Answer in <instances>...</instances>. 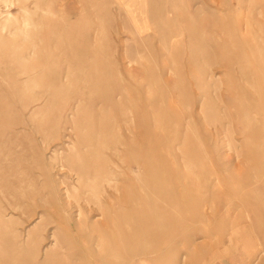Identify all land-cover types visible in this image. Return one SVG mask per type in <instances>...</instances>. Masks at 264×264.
Instances as JSON below:
<instances>
[{
    "label": "rangeland",
    "instance_id": "374dc122",
    "mask_svg": "<svg viewBox=\"0 0 264 264\" xmlns=\"http://www.w3.org/2000/svg\"><path fill=\"white\" fill-rule=\"evenodd\" d=\"M119 1L0 0V264H264V0Z\"/></svg>",
    "mask_w": 264,
    "mask_h": 264
},
{
    "label": "bare ground",
    "instance_id": "6f19581e",
    "mask_svg": "<svg viewBox=\"0 0 264 264\" xmlns=\"http://www.w3.org/2000/svg\"><path fill=\"white\" fill-rule=\"evenodd\" d=\"M120 2V4L124 7V9H125V11L128 13V15H129V18H130V20H131V23H132V25H133V27H134V29L137 31V33L138 34H142L143 32H146L149 28H150V26L148 25V23H147V21L145 20L146 19V17L144 16V13H145V6H144V2L142 1V0H120L119 1ZM11 6V4H7V7L9 8ZM8 10V9H7ZM7 16L9 17L10 16V13H8L7 14ZM15 54H16V52H15ZM18 60V59H17ZM19 63L21 64V66H25V64H24V61L22 60V59H19ZM168 72V71H167ZM263 73V72H262ZM252 77V76H251ZM251 77H250V79L249 80H251ZM247 80H248V78H246ZM151 80V79H150ZM218 80V79H217ZM218 82V81H217ZM248 82V81H247ZM250 82V81H249ZM253 82V81H252ZM252 85V84H251ZM165 86V85H164ZM166 87V86H165ZM27 86H24L23 88H16L17 89V95H20V94H22L23 92H25L26 90H27ZM217 91V90H216ZM169 100H170V97H169ZM203 100V99H202ZM201 100V101H202ZM173 101V100H172ZM171 101V102H172ZM201 101H200V103H201ZM220 101V100H219ZM34 102H36L34 99L32 100V102L31 103H34ZM179 102V101H178ZM169 104H170V101H169ZM175 105V104H174ZM24 106H26V105H24ZM170 106V105H169ZM172 108V107H171ZM218 108V107H217ZM224 109V108H223ZM223 109H221V110H223ZM166 111V110H165ZM165 113V112H164ZM218 113V112H217ZM227 114V113H226ZM190 115V114H189ZM221 115H219V117H220ZM225 116V115H224ZM223 116V117H224ZM222 118V117H221ZM159 119H162V118H159ZM190 119H191V117H190ZM225 119L226 118H224V121H225ZM189 120V119H188ZM223 120V119H222ZM162 121V120H161ZM161 121H160V124H161ZM186 121H187V119H186ZM192 121V120H191ZM191 121H189V123H191V125H192V123H193V121L191 122ZM216 122V121H215ZM166 123V122H165ZM187 123H188V121H187ZM255 123H256V121H255ZM257 123H259V122H257ZM25 124V122H23V121H21V120H19V119H17V121L15 122V126L17 125V127H19V126H23ZM229 124V123H228ZM194 125V124H193ZM259 125H261V124H259ZM189 126V125H188ZM229 126V125H228ZM262 126V125H261ZM209 127V126H208ZM226 127V126H225ZM263 127V126H262ZM188 128V127H187ZM261 128V127H260ZM186 130V129H185ZM189 130V129H188ZM187 130V131H188ZM225 131H226V129H225ZM225 131H224V133H225ZM184 132V131H183ZM226 134V133H225ZM243 134V133H242ZM165 135V134H164ZM162 136H163V134H162ZM198 136V135H197ZM225 136V135H224ZM228 136V135H227ZM65 137V136H64ZM229 137V136H228ZM100 138V137H99ZM99 138H98V141H99ZM183 138H184V133H183ZM182 138V139H183ZM226 138V137H225ZM264 137H262V139H263ZM66 139V138H65ZM166 139V138H165ZM230 140V139H229ZM260 140V139H259ZM165 141V140H164ZM163 141V142H164ZM170 141V140H169ZM228 141V140H227ZM258 141V140H257ZM167 142H168V140H167ZM230 142V141H229ZM228 142V143H229ZM64 143V142H63ZM185 143V142H184ZM239 143V142H238ZM244 143V142H243ZM165 144H167V143H165ZM252 144V143H251ZM251 144H250V146H251ZM198 145H200V144H198ZM228 146L230 147L231 145H229L228 144ZM261 147V146H260ZM260 147H256V149L258 148H260ZM197 149H198V147H197ZM258 149L257 150H254V151H258ZM164 150H166V149H164ZM167 151V150H166ZM165 151V152H166ZM98 152V151H97ZM168 152V151H167ZM261 152H259V154H260ZM54 154V153H53ZM167 155L169 154V156L168 157H170V153H166ZM238 153H237V151H235V155L233 156V160H236L237 159V157H238ZM257 155V154H256ZM255 155V156H256ZM180 156V155H179ZM118 157V156H117ZM171 157H172V155H171ZM181 158V157H180ZM204 158V157H203ZM229 158V157H228ZM205 160V159H204ZM229 160H230V158H229ZM154 161V160H153ZM199 162H200V160H199ZM260 164V163H259ZM258 164V165H259ZM110 165H112L111 166V168L109 167V174H108V176H106V178H105V183L108 185V186H110L113 190H115L116 191V186L114 185V183H116V181H117V171H116V167H117V165L110 159ZM193 165H195V164H193ZM202 166V165H201ZM158 167V166H157ZM200 167V166H199ZM262 168V167H261ZM157 169V168H156ZM176 169V168H175ZM174 169V170H175ZM187 170H188V168H187ZM196 170V169H195ZM193 171H194V169H193ZM175 172H177L176 170H175ZM79 176V175H78ZM61 177V176H60ZM175 177V176H174ZM160 179V178H159ZM183 179H185V178H183ZM186 180V179H185ZM75 181V180H74ZM104 181V180H103ZM118 182V181H117ZM161 182V181H160ZM176 183H178L179 184V182L178 181H175ZM184 182V181H183ZM215 182H216V180H215ZM105 184V185H106ZM213 184V183H212ZM65 188V187H64ZM66 189V188H65ZM28 190H30V189H28ZM104 191V190H103ZM190 191V190H189ZM102 192V191H101ZM182 193V192H181ZM108 194V193H107ZM66 196L68 195L67 194V192H66V194H65ZM181 195H183V194H181ZM95 197H96V203H94L95 205H97V206H101V204H102V202H101V200L96 196V195H94ZM109 198V197H108ZM183 198V197H182ZM112 200V199H111ZM76 201V203H78L77 202V200H75ZM186 202V201H185ZM185 202H184V204H185ZM70 202H67V206H70ZM173 205V204H172ZM213 205V204H212ZM77 207V206H76ZM209 207H211V206H209ZM204 208H205V206H204ZM239 208V207H238ZM15 209V208H14ZM19 209V208H18ZM104 210V209H103ZM71 212L69 209H65V212ZM100 211V210H99ZM77 213H76V219L74 220V221H71V220H69V221H67V224H66V227H65V230H64V235L62 236V239L64 238V240L66 241L67 239H69V238H71L70 237V235H72V233H73V235L75 234V235H77L78 233H79V226H80V224L81 223H83V224H85V222H81L80 221V219H79V216L81 217L82 216V209H80L79 208V206H78V208H77V211H76ZM95 216V215H94ZM100 217V216H99ZM8 218H9V216H8ZM7 218V219H8ZM93 220V219H92ZM94 226V229H96V227H97V224H94L93 225ZM248 227H249V225H247ZM247 227V228H248ZM240 228H242V227H240ZM129 229V228H128ZM250 229V228H249ZM251 230V229H250ZM234 231V230H233ZM236 231V230H235ZM248 232V231H247ZM69 233V234H68ZM233 233V232H232ZM241 233V232H240ZM249 233H250V231H249ZM245 234V233H244ZM243 234V235H244ZM252 234V233H251ZM237 235H239V233L237 234ZM236 235V236H237ZM246 235V234H245ZM231 236H232V234H231ZM50 237V239H51V242H50V247H51V249H54L56 246H58L59 245V243H60V239L58 238V236L55 234V233H51V235L49 236ZM230 237V236H229ZM249 237H250V234H249ZM29 238V237H28ZM98 238V237H97ZM233 238V237H232ZM99 239H101V238H99ZM229 239V238H228ZM249 239V238H248ZM24 240H26V239H24ZM180 240V239H179ZM247 240V239H246ZM249 240H251V239H249ZM105 241V240H104ZM231 241V240H230ZM229 241V242H230ZM236 241V240H235ZM239 241V240H238ZM248 241V240H247ZM246 241V242H247ZM181 242H182V240H181ZM240 242V241H239ZM245 242V243H246ZM252 242V241H251ZM232 243H233V241H232ZM248 243V242H247ZM103 244H104V242H103ZM243 247H244V245H243ZM174 248V247H173ZM246 248V247H245ZM50 249V250H51ZM59 249H61V247L59 248ZM58 250V249H57ZM173 250V249H172ZM167 252V251H166ZM171 252V251H170ZM246 253V252H245ZM1 254V253H0ZM3 254V253H2ZM44 255V254H43ZM46 256H48L47 258H48V260L50 259V260H57L58 258H66V256L67 255H65V254H63L62 252H56V251H54V252H52V253H50V252H48V253H46L45 254ZM242 257L244 256L243 254L241 255ZM1 258H2V256H0ZM6 259V258H5ZM8 260H10V258H7ZM49 260V261H50ZM160 260V259H159ZM1 262V261H0ZM2 263V262H1ZM5 263V262H4ZM240 264H242V263H240Z\"/></svg>",
    "mask_w": 264,
    "mask_h": 264
}]
</instances>
